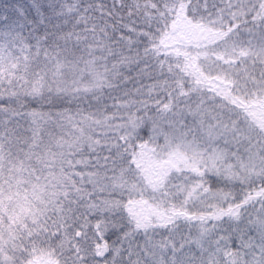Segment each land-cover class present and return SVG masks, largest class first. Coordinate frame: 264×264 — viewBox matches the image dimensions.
Returning <instances> with one entry per match:
<instances>
[{
	"label": "snow or ice",
	"instance_id": "6c2138e0",
	"mask_svg": "<svg viewBox=\"0 0 264 264\" xmlns=\"http://www.w3.org/2000/svg\"><path fill=\"white\" fill-rule=\"evenodd\" d=\"M31 5L30 15L17 9L21 24L0 20V210L7 202L11 211H0V264H264V162L240 185L219 187L231 179V156L217 162L193 151L195 178L169 180L146 204L123 145L101 150L108 155L94 145L78 158L65 151V104L75 99L66 77L101 42L88 38L85 0ZM27 26L44 31L26 36ZM104 49L119 59L116 45ZM181 147L192 151L175 141L165 150Z\"/></svg>",
	"mask_w": 264,
	"mask_h": 264
},
{
	"label": "rangeland",
	"instance_id": "374dc122",
	"mask_svg": "<svg viewBox=\"0 0 264 264\" xmlns=\"http://www.w3.org/2000/svg\"><path fill=\"white\" fill-rule=\"evenodd\" d=\"M259 2L207 0L194 7L191 18H181L180 14L172 25L173 35L167 34L164 39L163 54L172 53L174 46L181 44L183 59L188 64L185 69L199 91L184 95L170 109L163 110L150 126L149 142L121 148L137 170V179L130 183L144 192L146 204L151 203L153 194L159 195L169 180L178 183L177 177L195 178L193 151L209 160L218 158L217 162L228 153L231 159L227 161V175L231 179L220 182L231 187L240 185L249 170L254 175L264 162V103L258 102L264 98V10L258 15L254 13L256 20L252 26L224 33L229 23L252 15ZM175 57L178 59L181 54ZM100 66L103 69L89 66L85 70L87 82L74 85L75 89L90 94L93 89L109 87L123 69L118 62L110 69H105L106 64ZM134 120V116H122L115 123L113 115H96L81 126L95 128L98 135H117L126 144L134 140L138 131ZM173 141L192 151L182 147L165 150L166 144ZM166 162H171L174 169H168ZM204 167L201 163L199 170L204 171ZM158 211L163 213L164 208ZM136 212L150 218L144 207H137Z\"/></svg>",
	"mask_w": 264,
	"mask_h": 264
},
{
	"label": "trees",
	"instance_id": "16d2710c",
	"mask_svg": "<svg viewBox=\"0 0 264 264\" xmlns=\"http://www.w3.org/2000/svg\"><path fill=\"white\" fill-rule=\"evenodd\" d=\"M85 2L92 5L88 13L90 29L87 33L88 38L95 37L101 44L100 46L93 44L92 54H83V60L73 66L66 77L67 86L75 99L65 104V107L71 109L68 115L72 119L70 123L65 122L66 126L63 129L64 148L70 156L77 155V158L78 153L89 145H94L97 151H101L119 145L127 147L139 142H149L150 126L162 115L163 110L170 109L182 100L184 95L198 93L199 88H195L193 80L185 69L188 64L183 59L181 44L179 46L176 44L169 54L162 53L161 45L167 34L173 35L172 25L180 14L181 18H191L194 7L205 4L207 0H85ZM31 6V0H0V20L7 18L9 22L23 23L17 14V9L23 8L30 15ZM263 9L264 0H260L252 15L229 23L224 33L231 34L240 28L252 26L256 20L255 14H260ZM52 23H56L55 18ZM62 27L67 31L71 25H62ZM113 30L120 37L119 44L111 39ZM43 31V29L39 32L33 31L31 26L24 28L26 36L31 32L35 37ZM54 31L55 29L49 28L48 45L55 41V36L52 35ZM105 44L116 45V51L121 53L119 59L112 58L104 49ZM179 54L181 57L177 59L175 56ZM77 55L80 56L81 53ZM116 62L122 63L123 69L117 73L115 81L109 87L93 89L90 94L75 89L76 85L87 82L85 70L89 66L98 70L103 69L100 65L106 64L105 69H110ZM136 65L138 70L131 73L124 71L129 66ZM96 115L104 117L113 115L115 123L122 116H134L133 123L138 129L134 140H128L124 144L117 135L102 136L97 134L98 130L95 128L81 126ZM72 127L78 128V131ZM87 130L91 132L88 133ZM107 153L101 151V155ZM24 175L27 176V173L25 172ZM218 186L225 185L219 181ZM256 186L259 187V181ZM5 207L0 211L11 215L10 205L7 202Z\"/></svg>",
	"mask_w": 264,
	"mask_h": 264
},
{
	"label": "water",
	"instance_id": "95a60500",
	"mask_svg": "<svg viewBox=\"0 0 264 264\" xmlns=\"http://www.w3.org/2000/svg\"><path fill=\"white\" fill-rule=\"evenodd\" d=\"M168 164V166L170 167V168H173V166H172V164L171 163H167Z\"/></svg>",
	"mask_w": 264,
	"mask_h": 264
}]
</instances>
